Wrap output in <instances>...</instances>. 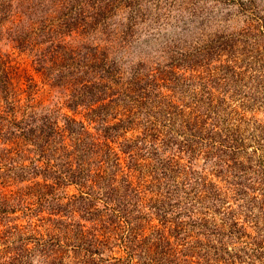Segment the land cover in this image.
<instances>
[{
    "label": "trees",
    "instance_id": "16d2710c",
    "mask_svg": "<svg viewBox=\"0 0 264 264\" xmlns=\"http://www.w3.org/2000/svg\"><path fill=\"white\" fill-rule=\"evenodd\" d=\"M117 1L0 0V39L28 56L72 111L60 122L59 108L40 109L37 84L30 77L25 89L14 84L12 60L0 54V221L8 225L0 264L35 257L43 264H174L172 238L228 209L227 193L195 164L210 163V175L232 184L235 196L242 175L258 172L256 151H247L255 137L246 134L249 122L222 96L231 67L208 65L206 75L189 76L173 69L174 80L188 86L196 78L201 88L190 101L183 91L166 94L173 89L162 67L125 70L110 58L113 43L130 44L136 25L132 15L120 29L106 24ZM71 34L78 43L67 40ZM90 34L105 45L86 43ZM226 46L236 43L222 40L208 52ZM13 185L23 186L6 192ZM72 186L76 194L60 192ZM45 210L50 217L39 221L57 216L66 230L37 231L33 219ZM116 243L125 256L104 258L101 249Z\"/></svg>",
    "mask_w": 264,
    "mask_h": 264
},
{
    "label": "rangeland",
    "instance_id": "374dc122",
    "mask_svg": "<svg viewBox=\"0 0 264 264\" xmlns=\"http://www.w3.org/2000/svg\"><path fill=\"white\" fill-rule=\"evenodd\" d=\"M117 3L106 24L120 29L119 26L132 15L135 16L136 25L130 44L128 42L121 46L113 43L109 48L111 59L121 64L125 70L139 63L162 67L167 74L165 84L173 91L163 90L166 94L175 93L177 97H181L180 92L183 91L185 101H190L189 95L200 90L201 85L196 78L191 79L188 86L183 80L177 79V82L169 74L173 69L188 76L200 72L206 75L208 65H228L231 69L225 75L226 85L222 96L226 104L238 110L240 116L249 122L246 134L255 136L247 139L250 146L247 151H256V154L251 155L256 160L258 167L255 169L258 172L242 175L240 196L232 193V184L210 175V163H204L200 159L195 164L194 170L198 174L202 171L207 173L208 179L218 184L222 193H227L224 206L228 209L210 213L201 222L203 226H194L187 234L172 238L175 244L172 249L174 264H264V68H261L264 67V62L261 61L264 60V49L260 47L264 45V37L259 33L263 30L261 25L264 26V0H118ZM71 36L67 40L79 42L78 37L73 34ZM93 36L90 34L85 42L105 45L98 37L94 39ZM222 40L235 42V48L226 46L220 54H217L218 50L208 52ZM0 54L8 55L12 60L11 64L15 68L14 84L25 89L27 77L37 84L34 103L40 109L59 108L54 111V115L60 122L63 121V115L72 114L64 106L57 90L35 72L30 58L21 55L5 36L0 39ZM251 61L250 67L248 65ZM191 67L196 71H192ZM232 71H236L238 75L232 74ZM215 87L220 90V86ZM25 97L26 94H23L22 98ZM3 103L0 96V105ZM77 118L80 119L81 116ZM228 180L231 181L230 178ZM22 186L13 185L6 192H16ZM60 192L71 195L76 194L77 190L72 186ZM47 212L45 210L34 217L33 223L37 225V231L44 232L47 227L56 231L58 228L66 230V223L56 224L54 221L59 218L57 216H52V220L46 222L38 220L50 217ZM17 215L20 216V223L26 225L27 217H22L21 212ZM5 222L0 221V233L8 228ZM101 251L104 258L125 256L118 243L109 244ZM32 264L43 263L35 257ZM65 264L71 263L66 261Z\"/></svg>",
    "mask_w": 264,
    "mask_h": 264
}]
</instances>
